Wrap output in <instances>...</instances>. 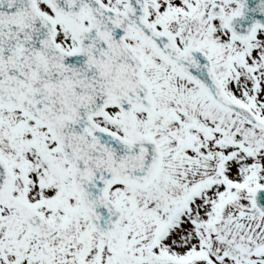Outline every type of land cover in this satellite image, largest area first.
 I'll return each mask as SVG.
<instances>
[{"label":"snow or ice","instance_id":"snow-or-ice-1","mask_svg":"<svg viewBox=\"0 0 264 264\" xmlns=\"http://www.w3.org/2000/svg\"><path fill=\"white\" fill-rule=\"evenodd\" d=\"M264 0H0V264H264Z\"/></svg>","mask_w":264,"mask_h":264},{"label":"water","instance_id":"water-1","mask_svg":"<svg viewBox=\"0 0 264 264\" xmlns=\"http://www.w3.org/2000/svg\"><path fill=\"white\" fill-rule=\"evenodd\" d=\"M255 2H256V0H250V3H253V4H254ZM260 18H261L262 20H264V16H261Z\"/></svg>","mask_w":264,"mask_h":264}]
</instances>
